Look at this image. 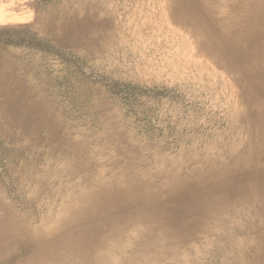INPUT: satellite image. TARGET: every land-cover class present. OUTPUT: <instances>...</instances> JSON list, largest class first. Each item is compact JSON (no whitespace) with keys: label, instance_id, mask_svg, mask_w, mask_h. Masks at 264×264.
<instances>
[{"label":"bare ground","instance_id":"6f19581e","mask_svg":"<svg viewBox=\"0 0 264 264\" xmlns=\"http://www.w3.org/2000/svg\"><path fill=\"white\" fill-rule=\"evenodd\" d=\"M164 12L238 88L229 139L160 165L123 151L76 163L65 149L60 169L9 170L12 183L0 180V264H172L185 250L204 264H264V0H165ZM88 19L49 12L44 30L61 39L66 29L54 33L52 22ZM10 88L0 115L12 111ZM200 236L216 241L195 245Z\"/></svg>","mask_w":264,"mask_h":264},{"label":"rangeland","instance_id":"374dc122","mask_svg":"<svg viewBox=\"0 0 264 264\" xmlns=\"http://www.w3.org/2000/svg\"><path fill=\"white\" fill-rule=\"evenodd\" d=\"M164 4L0 0V96L9 84L14 97L12 111L0 115V180L12 183V169L17 175L28 167L36 175L60 169L65 149L76 153V163L88 154L116 159L123 151L160 165L229 139L223 136L239 108L238 88L195 53L185 29L166 18ZM61 10L89 21H54L50 29L68 35L53 38L43 17ZM95 18L102 21H90ZM72 34L80 36L73 41ZM207 238L216 241L200 236L195 245ZM184 252L187 259L172 264L206 263Z\"/></svg>","mask_w":264,"mask_h":264}]
</instances>
